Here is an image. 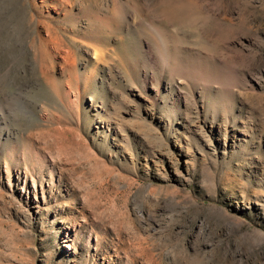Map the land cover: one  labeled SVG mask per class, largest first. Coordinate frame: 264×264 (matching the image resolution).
<instances>
[{
  "label": "rangeland",
  "instance_id": "374dc122",
  "mask_svg": "<svg viewBox=\"0 0 264 264\" xmlns=\"http://www.w3.org/2000/svg\"><path fill=\"white\" fill-rule=\"evenodd\" d=\"M0 264H264V0H0Z\"/></svg>",
  "mask_w": 264,
  "mask_h": 264
},
{
  "label": "bare ground",
  "instance_id": "6f19581e",
  "mask_svg": "<svg viewBox=\"0 0 264 264\" xmlns=\"http://www.w3.org/2000/svg\"><path fill=\"white\" fill-rule=\"evenodd\" d=\"M92 47H93V48H92ZM94 47H95V45H94V46H91V48L94 49V52H96V53L98 54V56H100V55H99V54H100V51H99V53H98L97 49H98V50L100 49L101 52H102V49H101V48H98V47H97V49H95Z\"/></svg>",
  "mask_w": 264,
  "mask_h": 264
}]
</instances>
